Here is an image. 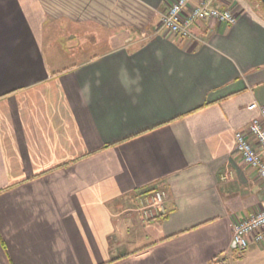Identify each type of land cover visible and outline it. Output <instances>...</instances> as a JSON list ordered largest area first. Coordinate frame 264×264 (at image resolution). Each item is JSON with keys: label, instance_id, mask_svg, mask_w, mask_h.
Here are the masks:
<instances>
[{"label": "crops", "instance_id": "1", "mask_svg": "<svg viewBox=\"0 0 264 264\" xmlns=\"http://www.w3.org/2000/svg\"><path fill=\"white\" fill-rule=\"evenodd\" d=\"M173 1L0 0V264H264L231 232L264 208L234 139L264 105V5L181 38ZM150 187L142 222L122 205Z\"/></svg>", "mask_w": 264, "mask_h": 264}, {"label": "built area", "instance_id": "2", "mask_svg": "<svg viewBox=\"0 0 264 264\" xmlns=\"http://www.w3.org/2000/svg\"><path fill=\"white\" fill-rule=\"evenodd\" d=\"M233 0H174L161 14L159 28L170 35L191 38L192 25L197 21L213 20L233 24L237 15L231 8ZM235 150L244 163L254 168L264 180V105L247 127L235 132ZM166 192L155 190L153 201H148L142 214L145 219H153L166 213ZM232 241L238 251H243L251 241L264 240V208L248 217L231 222Z\"/></svg>", "mask_w": 264, "mask_h": 264}, {"label": "rangeland", "instance_id": "3", "mask_svg": "<svg viewBox=\"0 0 264 264\" xmlns=\"http://www.w3.org/2000/svg\"><path fill=\"white\" fill-rule=\"evenodd\" d=\"M62 30H63V28H57L55 33H59ZM73 31L75 33H77V35L79 36L77 38H78L79 42H82L83 48L85 49V47H87V54H90V52L93 50V49L91 50V48H93V47L95 48V46H89V47L86 46L87 44H90V43L88 41L89 39H86L85 37L94 36V35L95 36L100 35L101 37L103 36V34H99V32L97 30L94 31L90 27H80L77 30L73 29ZM91 33H93V34H91ZM93 39H95V38H93ZM64 42L65 41L63 40V44H66ZM84 51H86V50H84ZM85 54H86V52H85ZM85 54H84V56H87ZM155 190H162V189L161 188H155L154 190H148V191H144V192L134 194V197L131 199H128V201H126V203H124V205H122V206L126 207L127 211H133L135 216L139 220H141L142 222L152 220V219L142 218V217H144L142 214V211H143L144 206L147 204V200L149 202L153 201V193Z\"/></svg>", "mask_w": 264, "mask_h": 264}, {"label": "trees", "instance_id": "4", "mask_svg": "<svg viewBox=\"0 0 264 264\" xmlns=\"http://www.w3.org/2000/svg\"><path fill=\"white\" fill-rule=\"evenodd\" d=\"M154 189H155V187H150V188L144 189V190H142L140 192H144V191H148V190H154Z\"/></svg>", "mask_w": 264, "mask_h": 264}, {"label": "water", "instance_id": "5", "mask_svg": "<svg viewBox=\"0 0 264 264\" xmlns=\"http://www.w3.org/2000/svg\"><path fill=\"white\" fill-rule=\"evenodd\" d=\"M261 2H262V3H263V5H264V0H261ZM233 247H235L234 243H233Z\"/></svg>", "mask_w": 264, "mask_h": 264}]
</instances>
